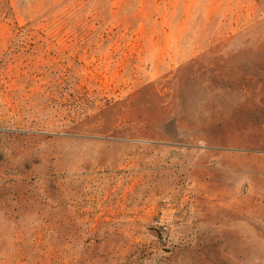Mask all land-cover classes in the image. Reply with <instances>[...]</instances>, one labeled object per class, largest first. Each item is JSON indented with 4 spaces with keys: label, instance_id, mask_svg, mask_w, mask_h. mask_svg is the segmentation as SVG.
Returning a JSON list of instances; mask_svg holds the SVG:
<instances>
[{
    "label": "rangeland",
    "instance_id": "374dc122",
    "mask_svg": "<svg viewBox=\"0 0 264 264\" xmlns=\"http://www.w3.org/2000/svg\"><path fill=\"white\" fill-rule=\"evenodd\" d=\"M0 264H264V0H0Z\"/></svg>",
    "mask_w": 264,
    "mask_h": 264
}]
</instances>
